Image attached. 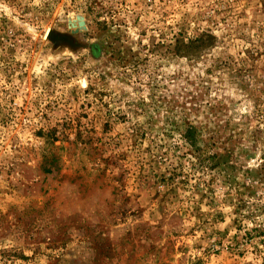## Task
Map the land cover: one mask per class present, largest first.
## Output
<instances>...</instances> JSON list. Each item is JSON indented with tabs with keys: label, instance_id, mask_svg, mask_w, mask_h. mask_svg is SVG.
Listing matches in <instances>:
<instances>
[{
	"label": "rangeland",
	"instance_id": "374dc122",
	"mask_svg": "<svg viewBox=\"0 0 264 264\" xmlns=\"http://www.w3.org/2000/svg\"><path fill=\"white\" fill-rule=\"evenodd\" d=\"M0 264H264V0H0Z\"/></svg>",
	"mask_w": 264,
	"mask_h": 264
}]
</instances>
